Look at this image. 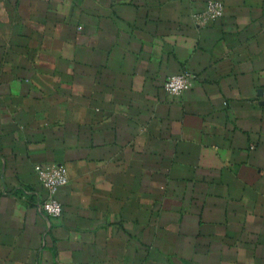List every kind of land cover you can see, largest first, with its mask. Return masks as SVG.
<instances>
[{"label": "crops", "instance_id": "obj_1", "mask_svg": "<svg viewBox=\"0 0 264 264\" xmlns=\"http://www.w3.org/2000/svg\"><path fill=\"white\" fill-rule=\"evenodd\" d=\"M0 264H264V0H0Z\"/></svg>", "mask_w": 264, "mask_h": 264}, {"label": "built area", "instance_id": "obj_2", "mask_svg": "<svg viewBox=\"0 0 264 264\" xmlns=\"http://www.w3.org/2000/svg\"><path fill=\"white\" fill-rule=\"evenodd\" d=\"M215 15L222 13L221 4L213 6ZM193 75L188 72H180L167 76L164 81L166 91L177 94L191 87ZM41 183L45 189V195L38 204L42 213L50 218H57L62 214V204L57 198L59 188L68 183L67 171L62 166H54L51 170L40 172Z\"/></svg>", "mask_w": 264, "mask_h": 264}]
</instances>
